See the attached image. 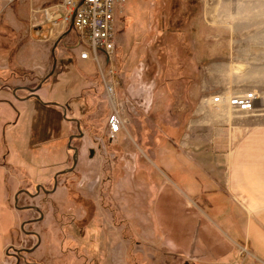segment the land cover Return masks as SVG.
<instances>
[{
	"label": "rangeland",
	"instance_id": "1",
	"mask_svg": "<svg viewBox=\"0 0 264 264\" xmlns=\"http://www.w3.org/2000/svg\"><path fill=\"white\" fill-rule=\"evenodd\" d=\"M59 1L0 0V76H8L15 69L23 72L22 79L10 74L7 84L11 92L15 87H35L50 71L52 44L63 33L48 42L32 35L31 24L41 19L31 10ZM146 2L126 0L119 19L122 25L116 24L115 39L116 34L121 39V51L115 52L119 77L116 93L123 103L122 117L126 121L122 133L108 141L105 122L109 107L102 92L88 95L89 110L79 121L82 135L70 141V146L78 149L73 173L57 180L56 189L47 194L46 201L42 194L28 198L20 193L14 202L16 192L34 193L35 187L28 184L26 175L14 169L16 166L6 162L5 203L15 216L7 237L9 257L3 258L1 250L0 264H180L161 247L150 215L154 169L150 162L165 140L161 138L166 137L170 146H179V142L185 145L186 141L192 149L204 148L223 157L249 127L264 121V90L259 91L255 109L248 113L207 104L217 92L256 88L255 79L260 74L251 71L264 66V59L250 57L248 42L263 38L264 3L200 0L202 26L186 38L167 28L165 19V33L147 36ZM171 3H160L162 11L175 8ZM161 17L159 13L158 19ZM249 21L256 24L248 26ZM77 44L76 34L70 32L58 42L55 57L77 58ZM77 67L87 77L86 86L92 85L90 77L96 74L93 63L79 61ZM236 67L238 74L233 72ZM13 101L17 108V98ZM70 129V134L77 133L74 124ZM8 130L4 142L0 134L2 156L7 151L4 143H8ZM89 148L94 150L92 158H88ZM71 155L68 149L66 168L71 166ZM51 188L50 182L44 189ZM24 206H36L42 219L37 220L39 215L34 209L16 208ZM62 208L73 215L64 231L58 226ZM8 220L11 217L0 214V247ZM38 240L32 252L24 251Z\"/></svg>",
	"mask_w": 264,
	"mask_h": 264
},
{
	"label": "crops",
	"instance_id": "2",
	"mask_svg": "<svg viewBox=\"0 0 264 264\" xmlns=\"http://www.w3.org/2000/svg\"><path fill=\"white\" fill-rule=\"evenodd\" d=\"M146 1L149 20L147 36L165 33L164 19L167 28L186 38L193 35L195 28L202 26L200 0ZM259 2L264 3V0ZM160 3H175V8L165 12ZM159 13L162 14L160 20ZM121 16L116 18L118 27L122 25ZM247 23L248 26L256 24L252 21ZM160 29L161 32L158 31ZM262 37L258 42L253 38L249 40L250 57L264 59V35ZM115 40L116 51H121L118 48L121 39L117 34ZM259 43L262 46H258ZM117 55L120 57V53ZM74 59L77 63L80 61ZM237 67L242 68V65ZM237 67L233 71L236 74L240 73ZM251 73L260 74L253 89L258 94V100L259 91L264 90V66ZM19 89L10 93L17 98V108L24 109L29 98L23 99L26 94L16 96ZM42 92L41 87L37 94ZM10 93L0 91V134L7 124H10L9 129L12 128L18 116L13 99L10 102L7 100ZM199 110L200 106L196 111ZM73 124L75 127V122L69 120V131ZM179 143V146L159 147L150 162L159 175L155 182L151 181L150 215L161 247L180 264L184 261L188 264H264V121L249 127L230 153L223 157L204 148L192 149L186 141L185 145ZM1 156L0 150V214L11 217V221L3 226L0 251H4L7 237L14 227L15 215L5 203V164L9 153L6 151V155ZM158 158L160 162L156 161ZM163 158L167 162H162ZM240 246L248 252L241 262L237 258Z\"/></svg>",
	"mask_w": 264,
	"mask_h": 264
},
{
	"label": "trees",
	"instance_id": "3",
	"mask_svg": "<svg viewBox=\"0 0 264 264\" xmlns=\"http://www.w3.org/2000/svg\"><path fill=\"white\" fill-rule=\"evenodd\" d=\"M10 74L15 79L23 78L22 70L15 69ZM10 74L0 76V91L3 94L10 93L11 88L7 84ZM90 78L92 85L86 86L87 77L81 74L72 55L56 58L54 72L43 82L41 86L43 92L38 94L39 100L29 98L24 109L14 108L18 116L12 128L8 130V143L5 140L9 153L8 161L16 166L14 168L16 171L27 176L28 184L33 188L37 185L48 186L50 182L52 183L53 175L66 168L69 120L76 119L82 122L89 110L87 96L93 97L102 92V84L97 72ZM11 99L13 95L10 93L7 100L10 102ZM42 102H54L64 106L66 118H62L59 107L44 105ZM162 139L164 138H161V141ZM169 146V141L165 139L158 147ZM71 173L73 172L68 174ZM68 174L58 176L57 180ZM158 176L155 169H152L151 181L155 182L154 179ZM54 209L55 212L57 206ZM62 210L58 226L64 231V228L72 223L73 215L64 208Z\"/></svg>",
	"mask_w": 264,
	"mask_h": 264
},
{
	"label": "built area",
	"instance_id": "4",
	"mask_svg": "<svg viewBox=\"0 0 264 264\" xmlns=\"http://www.w3.org/2000/svg\"><path fill=\"white\" fill-rule=\"evenodd\" d=\"M12 1L7 0L8 3ZM125 1L60 0L51 6L31 10L34 16L41 19L31 24L32 35L44 42L57 38L72 20L73 32L78 40L76 57L94 64L102 84V97L109 107L105 122L109 142L116 139L126 123L122 117L123 103L116 93L119 77L115 62L116 18L122 14ZM257 97L253 89L235 93L217 92L207 99V104L215 108L225 107L231 112L248 113L255 109ZM247 254L246 248L240 246L238 261L241 262Z\"/></svg>",
	"mask_w": 264,
	"mask_h": 264
},
{
	"label": "water",
	"instance_id": "5",
	"mask_svg": "<svg viewBox=\"0 0 264 264\" xmlns=\"http://www.w3.org/2000/svg\"><path fill=\"white\" fill-rule=\"evenodd\" d=\"M73 31V28H72V20L69 22L68 26H67V29L63 32V34L61 36H59L55 42L52 44V47H51V50H50V53H51V58H52V63H51V68H50V71L39 81V83L33 87V88H30V87H15L13 90H12V93L15 92V90L21 88V89H24L28 92L27 96H25L23 99L26 100L28 98H34L36 100H39V96L37 94V91L41 88V85L43 84L44 81H46L54 72V69H55V66H56V57H55V54H54V51H55V48L58 44V42L66 35H68L70 32ZM43 104L45 105H53V106H58L61 108V111H62V117L63 118H66L65 117V114H66V109L64 106H61L57 103H54V102H47V103H44L42 102ZM74 122H75V127H76V131L78 132V134L76 136L74 135H71L68 137V142H67V148L72 150V155H71V166L69 168H66V169H63V170H60L58 172H56L53 177H52V188L50 190H45L43 187L41 186H35V192L34 193H30L28 192L27 190H19L18 192H16L15 194V197H14V202H16V196L20 193H23L25 194L26 196L30 197V198H33V197H36L37 194H38V191L39 189H41L45 194H50V193H53L54 190L56 189V186H57V177L59 175H62L64 173H68V172H71L75 165H76V161H77V155H78V152H77V149L74 148V147H71L70 146V141L73 137H81L82 133L80 131V128H79V122L78 120L76 119H72ZM94 155V150L92 148H89L88 150V158H92V156ZM18 210H22V209H26V208H31V209H34L39 217L37 220H40L42 219V213L40 212V210L36 207V206H24V207H16ZM31 221V220H30ZM29 221V222H30ZM23 225V224H22ZM39 244V240L37 242V244L35 246H33L31 249H27L25 250V252L27 253H30L32 252ZM182 264H188L187 261H184Z\"/></svg>",
	"mask_w": 264,
	"mask_h": 264
},
{
	"label": "flooded vegetation",
	"instance_id": "6",
	"mask_svg": "<svg viewBox=\"0 0 264 264\" xmlns=\"http://www.w3.org/2000/svg\"><path fill=\"white\" fill-rule=\"evenodd\" d=\"M20 87H23V86H20ZM25 87V86H24ZM26 87H30V86H26ZM31 88V87H30ZM18 91H21V92H24V93H26V95L28 94V92L26 91V90H24V89H19ZM10 125V124H9ZM8 124H7V127L4 129V130H2V132H1V134H2V138H4L3 136H4V132H5V130L6 129H8V126H9ZM76 130V129H75ZM77 132V131H76ZM78 134V132L76 133V134H71V135H74V136H76ZM79 137H73L72 139H73V141H76L77 139H78ZM2 140H4V139H2ZM4 142V141H3ZM71 147H74V148H76L77 149V147H75L74 145H72ZM72 151V150H71ZM77 152H78V149H77ZM44 188H46V187H44ZM39 194H42L45 198H44V201H46V199H48V195L47 194H45V193H43V191L41 190V189H39V191H38V194H37V196L39 195ZM28 197V196H27ZM28 198H30V197H28ZM35 198V197H34ZM16 200H17V196H16ZM41 212V211H40ZM42 213V212H41ZM38 219V218H37ZM32 221H34V220H32ZM31 249V248H30ZM25 250H27V249H25ZM24 250V251H25ZM9 257V253H8V251H6V248H5V250H4V257L3 258H8ZM18 259V256H16V260Z\"/></svg>",
	"mask_w": 264,
	"mask_h": 264
},
{
	"label": "bare ground",
	"instance_id": "7",
	"mask_svg": "<svg viewBox=\"0 0 264 264\" xmlns=\"http://www.w3.org/2000/svg\"><path fill=\"white\" fill-rule=\"evenodd\" d=\"M73 32V31H72ZM116 51V50H115ZM119 100H121V98L119 99ZM228 110V109H227ZM230 111V110H229ZM231 112V111H230ZM107 118V117H106Z\"/></svg>",
	"mask_w": 264,
	"mask_h": 264
}]
</instances>
